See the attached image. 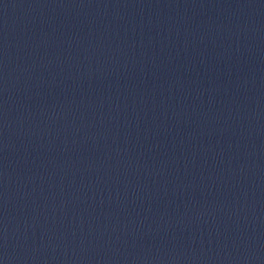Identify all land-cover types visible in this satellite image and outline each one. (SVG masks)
<instances>
[{
    "label": "water",
    "instance_id": "1",
    "mask_svg": "<svg viewBox=\"0 0 264 264\" xmlns=\"http://www.w3.org/2000/svg\"><path fill=\"white\" fill-rule=\"evenodd\" d=\"M0 264H264V0H0Z\"/></svg>",
    "mask_w": 264,
    "mask_h": 264
}]
</instances>
